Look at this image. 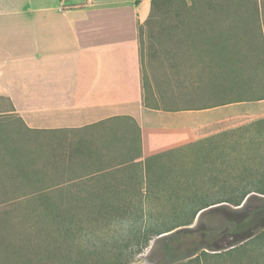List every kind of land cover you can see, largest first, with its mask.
Wrapping results in <instances>:
<instances>
[{
  "label": "crops",
  "instance_id": "crops-1",
  "mask_svg": "<svg viewBox=\"0 0 264 264\" xmlns=\"http://www.w3.org/2000/svg\"><path fill=\"white\" fill-rule=\"evenodd\" d=\"M150 8L151 0H0V96L31 129H74L96 142L104 156L86 155L72 175L102 185L92 192H144L145 157L240 126L224 125L220 106L188 114L146 105L139 29ZM252 107L244 122L264 117V102Z\"/></svg>",
  "mask_w": 264,
  "mask_h": 264
},
{
  "label": "trees",
  "instance_id": "trees-1",
  "mask_svg": "<svg viewBox=\"0 0 264 264\" xmlns=\"http://www.w3.org/2000/svg\"><path fill=\"white\" fill-rule=\"evenodd\" d=\"M172 1L174 0H151L149 16L139 29L140 45L141 32L144 29L149 35L158 32L160 36L169 38L174 36L190 38L195 33L190 31L198 29L203 34L202 37L206 41L204 42L211 45L207 50L210 60L217 63L223 74L258 73L263 78L245 83L224 80L215 89L227 95L235 92L238 87L245 86L253 90V95L248 99H264V17L258 2L253 19L248 15L238 18L236 15L239 13L228 9L224 12L222 9L225 14L223 12L211 14L212 19L219 18L216 22L210 21L199 25L191 15L193 13H190L181 15L174 23L164 22L156 26V12ZM168 30L184 32L176 34L166 32ZM250 32L252 33L248 34ZM241 41L250 42L251 47H230ZM216 43H219L218 46ZM0 99H6L9 105L7 109L0 107V113L14 110L7 98L0 96ZM243 100L246 99L225 98L214 104L192 109ZM1 126L0 123V264H86L87 256L97 262L98 247L94 243L81 249L77 242L74 223L81 219L88 224L101 225L116 218L133 222L134 213L130 205H127L131 198H126L123 202H114L107 192L90 190L45 192L46 200L43 207L49 208L45 214L43 209H39L37 202L33 201L35 198H42L41 188L34 190V185L42 183L39 172L41 171L43 177L47 173L59 170V167L80 164L87 159L86 150L79 147L70 150L66 155L48 154L41 162L38 157L35 159L34 147L23 148L21 144L24 143L13 141ZM24 128L34 133L43 131L31 129L26 125ZM216 148L218 150H215ZM144 163L145 192H155V189L161 186L168 187L164 191L166 192L164 202L173 203L174 208L172 211L154 210L149 207V200L147 203L143 202L146 206L142 216L149 222L148 227L142 232L143 246H147L151 238L169 232L167 248L181 250L184 241L192 234L196 235L202 226L203 214L216 210L225 211L226 220L231 223V231L238 241L251 235L250 231L255 227L253 221L264 223V196L261 198L262 204L246 217L238 215L234 218L235 211L228 208L227 204H222L228 202L237 206L245 197H249V192L264 194V117L149 155L145 157ZM35 165H39L40 168ZM74 179L69 176L61 182L50 183L45 190L55 191L64 184L76 182ZM199 181L203 184H197ZM209 181H213L215 185L219 184L221 189L231 188L228 192L246 193L237 200L232 198L206 200L204 196L190 193L198 192V189L205 192L201 189ZM39 187H42L41 184ZM80 206L82 210L78 211ZM61 207L65 208L69 216L65 230H62V225L57 220L56 211ZM196 217H199V220L194 228L188 227L193 224ZM200 254L207 252L201 250ZM200 254L194 260L199 262ZM126 263L128 262L121 264ZM238 264L245 263L240 260Z\"/></svg>",
  "mask_w": 264,
  "mask_h": 264
},
{
  "label": "rangeland",
  "instance_id": "rangeland-1",
  "mask_svg": "<svg viewBox=\"0 0 264 264\" xmlns=\"http://www.w3.org/2000/svg\"><path fill=\"white\" fill-rule=\"evenodd\" d=\"M196 2L200 4H196ZM203 2L195 1V3H191L192 5H189L185 0L168 2L163 6L164 8L156 12L155 25L159 26L160 23L163 24L164 22L174 23L181 15L190 13H193L191 15L195 17L199 25L210 21L216 22L219 18L212 19L211 14L223 12L222 9L239 13V15L235 14L238 18L248 15L250 19H253L258 5L262 11V17H264V0H204ZM256 2H258V5ZM224 12L223 14H225ZM206 14H210V16ZM250 19L248 20L251 22ZM170 32L181 34L184 31L175 30ZM190 32H195L192 34L193 37L174 36L169 38L160 36L158 32L149 35L145 29L142 30L140 53L147 103L156 106L161 111L179 109L178 112L199 114L201 111L183 109L207 106L225 98H244L246 100L219 105V108H222V113L226 117L224 125L230 123H240L239 125H241L249 122H244L242 118L248 116L254 109L252 107L254 104L264 102V99H248L253 95V90L245 88V86L238 87L235 92L227 95L218 92L215 88L221 85L224 80L245 83L262 80L263 78L258 73L256 75L255 73L252 75L223 74L217 63L210 60L207 50L211 45L205 43L201 31L195 29ZM249 43L241 41L238 44L230 45V47H251V43ZM218 44L215 45L218 46ZM0 107L7 109L9 107L8 101L0 99ZM0 123L4 127L3 130L13 141L24 143L21 144L23 148L31 149L34 147L35 159L38 157L41 162L44 159L43 157L48 154L59 155L63 153L62 155H66L70 150L79 149V147L86 150V155L93 156V158L104 156L102 150L98 149V145L96 146V142L78 130L28 132L25 130L22 121L12 112L0 113ZM90 146H93L94 150L92 152L89 150ZM124 147H126V144ZM215 150H218V148ZM39 165L35 166L40 168ZM216 168H218V165ZM77 170V165L69 164L59 167V170H55L54 173H47L43 177L41 171L39 172L42 187H39L40 184L37 183L34 185V190L41 188L42 198H35L33 201L37 202L40 210L43 209L46 214L49 209L43 207L46 200L45 192H87L91 188L101 189L102 185L82 180L64 184L55 191L45 190L48 184L61 182L66 177L72 176ZM30 182H33V180H30ZM193 183L195 182L193 181ZM197 184L201 185L203 182L199 181ZM220 187L219 184L215 185L213 181H209L201 189L205 192H200V189H198V192L190 193L204 196L206 200H219L222 198L237 200L246 193L228 192L231 188L221 189ZM167 188L161 186V188H156L155 192L149 193L140 190L139 192H107L109 193L107 195L114 202H123L126 198H131L127 205H130L134 213V221L130 222L128 219L116 218L101 225H94L80 219L81 221L74 223L80 248L84 249L86 245L91 246L94 243L98 247L97 256L99 259L97 262L92 257L87 256L86 264H121L126 261L128 262L126 264H238L240 260H243L245 264H264V223L259 224L253 221L255 227L251 229V235L238 241L236 235H233L231 231V223L226 220L224 210L204 213L201 218L202 226L196 235L192 234L184 241V247L182 246L181 250L176 251L167 248V233L169 232L151 238L147 246H143L142 232L149 225L146 218L142 216V211L146 206V204L143 205V202L147 203V200H149V207L154 210L172 211L174 208L173 203L164 202V194L166 193L164 191ZM248 195L249 197H245L240 205L235 206L228 202L222 204H227L228 208L235 211L234 218L238 215L246 217L262 204L261 198L264 196V194L258 192H249ZM81 210L82 207L80 206L78 211ZM56 212L62 230H65L66 224L69 222V216L64 207ZM198 220L199 217H196L193 224L188 227L194 228ZM201 250H205L207 254H200ZM198 254H200L199 262L194 260Z\"/></svg>",
  "mask_w": 264,
  "mask_h": 264
}]
</instances>
